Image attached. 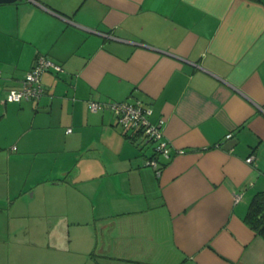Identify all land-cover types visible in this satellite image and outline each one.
<instances>
[{"label": "crops", "instance_id": "0c3cea01", "mask_svg": "<svg viewBox=\"0 0 264 264\" xmlns=\"http://www.w3.org/2000/svg\"><path fill=\"white\" fill-rule=\"evenodd\" d=\"M37 54L63 71L38 100H6ZM88 100L164 120L159 175L153 144ZM260 190L264 0L0 3V232L62 213L85 225V264H264L243 220Z\"/></svg>", "mask_w": 264, "mask_h": 264}, {"label": "built area", "instance_id": "2783aa9c", "mask_svg": "<svg viewBox=\"0 0 264 264\" xmlns=\"http://www.w3.org/2000/svg\"><path fill=\"white\" fill-rule=\"evenodd\" d=\"M53 71L59 73L63 71L62 65L51 60L46 55L37 54L32 62L31 67L26 71L19 84L9 88L6 93V100L9 101H33L38 100L44 93V87L41 77L44 72ZM88 110L98 112L109 109L115 116L116 123L126 130L133 131L136 141L144 145L153 144L154 156L145 161L146 165L151 167L155 174L159 175L162 164L158 157L170 158L173 149L167 139L164 138L162 132L163 119H159L156 123L148 120L150 109L143 106L139 101L119 100V101H87ZM71 129L68 128L67 131ZM225 137H231V133H227ZM182 150H176L175 153H181ZM254 156L250 154L246 157L247 162H252Z\"/></svg>", "mask_w": 264, "mask_h": 264}, {"label": "rangeland", "instance_id": "374dc122", "mask_svg": "<svg viewBox=\"0 0 264 264\" xmlns=\"http://www.w3.org/2000/svg\"><path fill=\"white\" fill-rule=\"evenodd\" d=\"M66 216L62 213L46 216V223L51 227L37 234L30 229H3L0 264H85V225L78 229L71 227ZM29 217L26 221L33 222L32 215ZM68 233L75 238L68 237Z\"/></svg>", "mask_w": 264, "mask_h": 264}, {"label": "trees", "instance_id": "16d2710c", "mask_svg": "<svg viewBox=\"0 0 264 264\" xmlns=\"http://www.w3.org/2000/svg\"><path fill=\"white\" fill-rule=\"evenodd\" d=\"M243 220L256 234L264 238V190L253 194Z\"/></svg>", "mask_w": 264, "mask_h": 264}, {"label": "water", "instance_id": "95a60500", "mask_svg": "<svg viewBox=\"0 0 264 264\" xmlns=\"http://www.w3.org/2000/svg\"><path fill=\"white\" fill-rule=\"evenodd\" d=\"M15 0H0V3H9V2H13Z\"/></svg>", "mask_w": 264, "mask_h": 264}]
</instances>
